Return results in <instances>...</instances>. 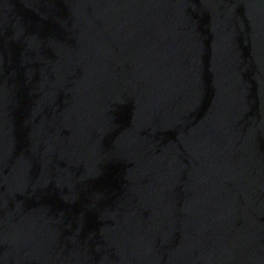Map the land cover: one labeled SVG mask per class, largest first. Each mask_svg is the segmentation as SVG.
Instances as JSON below:
<instances>
[{
  "label": "water",
  "instance_id": "obj_1",
  "mask_svg": "<svg viewBox=\"0 0 264 264\" xmlns=\"http://www.w3.org/2000/svg\"><path fill=\"white\" fill-rule=\"evenodd\" d=\"M0 264H264V0H0Z\"/></svg>",
  "mask_w": 264,
  "mask_h": 264
}]
</instances>
